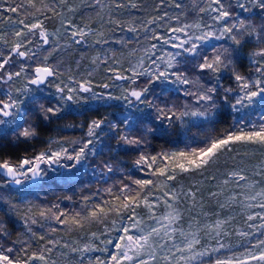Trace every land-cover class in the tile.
<instances>
[{"label":"snow or ice","instance_id":"1","mask_svg":"<svg viewBox=\"0 0 264 264\" xmlns=\"http://www.w3.org/2000/svg\"><path fill=\"white\" fill-rule=\"evenodd\" d=\"M0 264H264V0H0Z\"/></svg>","mask_w":264,"mask_h":264}]
</instances>
